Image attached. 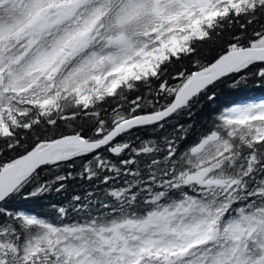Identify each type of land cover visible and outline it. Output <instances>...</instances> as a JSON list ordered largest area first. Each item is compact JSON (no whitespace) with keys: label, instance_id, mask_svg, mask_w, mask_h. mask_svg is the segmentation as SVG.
<instances>
[{"label":"snow or ice","instance_id":"obj_1","mask_svg":"<svg viewBox=\"0 0 264 264\" xmlns=\"http://www.w3.org/2000/svg\"><path fill=\"white\" fill-rule=\"evenodd\" d=\"M0 264H264V0H0Z\"/></svg>","mask_w":264,"mask_h":264}]
</instances>
